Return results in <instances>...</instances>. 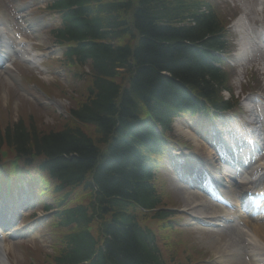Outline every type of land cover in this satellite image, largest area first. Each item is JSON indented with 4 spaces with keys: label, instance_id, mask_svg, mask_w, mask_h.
<instances>
[{
    "label": "trees",
    "instance_id": "1",
    "mask_svg": "<svg viewBox=\"0 0 264 264\" xmlns=\"http://www.w3.org/2000/svg\"><path fill=\"white\" fill-rule=\"evenodd\" d=\"M65 2L77 8L66 36L80 43L79 55L90 66L85 94L59 130L27 129L22 121L0 126V148L23 160L42 155L60 182L56 191L74 184L95 190L102 245L90 236L85 207L64 210L61 225L70 233L57 261L71 263L74 247L90 264H162L133 210L156 203L148 165L158 135L145 113L165 128L176 110L193 102L190 91L215 97L224 79L209 51L223 47L221 24L203 0Z\"/></svg>",
    "mask_w": 264,
    "mask_h": 264
},
{
    "label": "rangeland",
    "instance_id": "2",
    "mask_svg": "<svg viewBox=\"0 0 264 264\" xmlns=\"http://www.w3.org/2000/svg\"><path fill=\"white\" fill-rule=\"evenodd\" d=\"M217 1L219 2L218 5L223 11H227L231 14L229 17L232 20L243 14L246 17L248 24L251 23V20L253 19L252 9L254 10V0ZM227 21H229V19ZM229 32L234 37H236V32H234L231 28H229ZM261 59V62L263 63L259 64L260 62L254 57L253 61L247 62L245 66L242 67V70H244L247 65H253V70H255L254 74L256 75L257 80L262 82L263 85H261V83L259 85L262 87V92H264V56H261ZM86 66L87 65H85V67ZM85 70L87 71L88 67L85 68ZM240 72L241 69H238V74L234 84L236 89L238 82H241L242 79ZM58 79L59 80L57 82H47L48 86H44L43 83H40L42 89L46 91L49 97L53 98L52 101L60 103L56 106L53 102L47 101L45 98L30 92V90H27V93L16 90L13 86H9V84L6 83L4 78L0 75V126L3 127L6 123L9 124L8 121L16 122L17 120L22 119L26 126L33 125L42 132L61 129L64 125L65 118L68 119V109L77 106L82 100L85 93L86 84L89 82V77H86V82L83 84L81 83L82 81L79 82L78 79H71L70 77H65L64 75H59ZM59 81L60 84H58ZM8 98H11V101ZM7 99L9 100V104H11L10 110H5L3 108V105ZM254 114L256 115V111ZM85 129L88 134H92L89 127H86ZM170 186H172L170 188L172 192V197L170 196V200H172V202L178 203V206L183 208V199L179 190L175 191L173 189L174 185ZM215 237H217L216 234L203 235L201 233L199 234L198 232L192 235L191 233H188V239L192 242L190 243L191 247L196 246L199 253L206 252L208 255L211 254V247L208 245V243L212 241V244H215ZM221 237L222 235H219V238ZM37 238L38 242H33L28 238H7L8 264H30V261H32L31 258H34L33 261L35 264H39L36 259L42 256L43 252H50V248L47 245V241H45L43 237L37 235ZM186 255L188 254L186 253ZM181 259L183 262L187 260V258L184 256H181Z\"/></svg>",
    "mask_w": 264,
    "mask_h": 264
},
{
    "label": "bare ground",
    "instance_id": "3",
    "mask_svg": "<svg viewBox=\"0 0 264 264\" xmlns=\"http://www.w3.org/2000/svg\"><path fill=\"white\" fill-rule=\"evenodd\" d=\"M264 1V0H263ZM1 21V17H0ZM234 29L238 33V38H237V50L235 52V57L236 59L239 60L240 63H243L245 59L248 57L249 52H251L249 49L251 47V44L254 43V38L252 36V32H249L248 28V23L247 21L243 18V16H240L237 18V20L234 22ZM257 37H259V40L262 39L264 36V29L259 30L257 32ZM264 38V37H263ZM85 44H87L89 41L88 39H83L81 40ZM1 45V44H0ZM60 103H57V105ZM217 127L215 126L214 128L211 129V131H206L204 130L203 132L197 131V134L200 135V133L203 136L208 135L209 139L213 134H215L217 131H215V128H219L221 132H217L216 137L213 139V141H216L218 144H222L223 146L227 147L230 146V148L234 151V153H240L238 157L236 158L237 163L235 166L231 167V177L238 178L240 183L242 185L248 186L252 185L253 181L251 180V177L253 175V172L247 170L244 168L242 162L247 157L248 155H251L250 151L255 154V151L258 150V143L256 140L260 136L259 133H256L254 128H251V130H248L242 132V136L238 137L235 136L233 138L232 135L234 133L230 132L228 127H231V124L226 126V129L223 130V126L221 125ZM176 130L178 133L183 134L187 138H191L195 144V148L197 150H206L208 147L205 145V143L202 141L199 144V141H197V137L195 134H192L188 128L184 125L178 124L176 125ZM237 128V127H236ZM238 129V128H237ZM239 131V130H238ZM250 139L252 143L250 146H247L242 142V139ZM233 141H235V145L231 144ZM239 147L243 148V151L240 152ZM249 147V148H248ZM206 156L209 157L210 161L212 156L210 153H207ZM229 160L231 157H233V154L231 156H228ZM229 169V168H228ZM226 170V169H225ZM223 172V170H221ZM220 170H218V173ZM220 175H223V173H220ZM224 181L229 182V177H224L222 178ZM226 182V183H227ZM228 186L230 184L227 183ZM181 188V193L183 196V202L185 203V206H187L191 211H192V218L194 220L201 219L203 217L208 218L211 220L215 225L223 227L226 225L228 222H232L234 225L229 226L228 231L224 230L228 238L226 242H221L217 243L219 241V238H216L215 241H217V247L215 249L216 253L218 254L219 260L223 261L225 260L226 254L233 258L237 264H250L253 261H257L258 259L256 258L260 254L264 253V225L263 224H258L257 226H252L250 228V224H244L241 225L238 222L239 215L235 216L237 212H232V211H226L223 207H220L216 204H213L207 200L206 195L204 192H200L196 188H184L182 186H179ZM262 190L264 191V186L262 187ZM225 194V193H224ZM234 195V190L231 194H225L226 197ZM215 198L222 199L223 196L222 194H217L214 195ZM264 198V196H263ZM262 198V199H263ZM236 209L238 210V202H236ZM246 232L249 233L248 237H252L255 241V249L251 250L252 252V257L249 258V255H245V246L243 243V237L246 235ZM1 235V233H0ZM2 236V235H1ZM211 243H213L211 241ZM4 243L0 242V248L3 250ZM227 249V250H226ZM229 251V252H228ZM2 254H0V264H6L3 262V258L1 259Z\"/></svg>",
    "mask_w": 264,
    "mask_h": 264
}]
</instances>
